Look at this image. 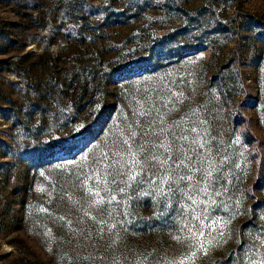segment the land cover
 Instances as JSON below:
<instances>
[{
    "label": "rangeland",
    "instance_id": "1",
    "mask_svg": "<svg viewBox=\"0 0 264 264\" xmlns=\"http://www.w3.org/2000/svg\"><path fill=\"white\" fill-rule=\"evenodd\" d=\"M0 264H264V0H0Z\"/></svg>",
    "mask_w": 264,
    "mask_h": 264
},
{
    "label": "snow or ice",
    "instance_id": "2",
    "mask_svg": "<svg viewBox=\"0 0 264 264\" xmlns=\"http://www.w3.org/2000/svg\"><path fill=\"white\" fill-rule=\"evenodd\" d=\"M163 122L161 120V127L159 129L158 133H153L157 139H159V143L155 144V145H151V153L150 155L149 153V149L146 145H140L139 146V153L131 151L130 152V161L128 163V166L130 168H134L137 166H141L143 163H152L154 165L159 166L161 169L165 170V171H170L172 168V165L175 166V168L179 169L182 167V164L179 163H175V161L177 159H179V156L174 154L172 151V147L171 141H168V135L171 134L175 140H179V141H185L188 140V136L186 134V132H180L179 135L176 134V129L179 128V124H175L173 125V127L171 129H168L167 131L164 129V127L162 126ZM187 131H191V132H195V129H189ZM133 135H135V133H133ZM162 136V138H161ZM127 144V141L125 142ZM129 150L132 149V145H128ZM163 149L164 153H167L166 157L161 159L160 155L158 154L159 150ZM137 155L143 157V159H137ZM172 162V164L170 165L169 162ZM120 163V162H118ZM125 165L123 163H121V168H123ZM118 174L123 175V172H120L118 170ZM207 175L210 177L212 174L211 172L207 173ZM130 179H135V175H130L129 177ZM189 180L191 179V177H187ZM164 179H168V177H164ZM180 180H184L185 177L184 176H179ZM170 186V185H169ZM193 204L196 203V201H192ZM200 236H203L204 233L200 232L199 233ZM193 236L195 237V233L193 234ZM198 239V238H197ZM204 245L203 243H200V248H203ZM199 250V249H198ZM206 254V253H205ZM196 255V252L192 253V256L194 257ZM190 259V258H189Z\"/></svg>",
    "mask_w": 264,
    "mask_h": 264
}]
</instances>
